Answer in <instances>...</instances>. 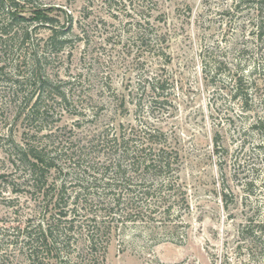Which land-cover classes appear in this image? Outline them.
I'll return each mask as SVG.
<instances>
[{
  "label": "rangeland",
  "instance_id": "374dc122",
  "mask_svg": "<svg viewBox=\"0 0 264 264\" xmlns=\"http://www.w3.org/2000/svg\"><path fill=\"white\" fill-rule=\"evenodd\" d=\"M1 4L0 264H35L23 229L43 221L52 189L102 195L108 138L147 125L180 154L177 234L128 224L83 264H264L240 231L264 225V1ZM154 77L165 91H150ZM32 145L54 164L41 189L21 161Z\"/></svg>",
  "mask_w": 264,
  "mask_h": 264
},
{
  "label": "trees",
  "instance_id": "16d2710c",
  "mask_svg": "<svg viewBox=\"0 0 264 264\" xmlns=\"http://www.w3.org/2000/svg\"><path fill=\"white\" fill-rule=\"evenodd\" d=\"M5 1L8 0H0V4H5ZM10 16L14 20L20 19L17 10H11ZM50 39L52 44H56L57 35L53 34ZM35 62L34 74L38 75L39 61L35 58ZM43 84L47 85L46 78ZM149 87L152 93L166 90L165 83L155 77L149 82ZM136 106L144 108L141 100ZM107 143L111 153L100 178L103 194L80 192L67 198L64 184L53 189L50 187L53 194L47 215L34 230L30 231L28 226L23 229L24 245L28 247L33 263L71 264L75 258L71 248L80 243H85L86 248L76 255L79 264H83V255L88 257V263L94 258L104 259L113 233L124 231L128 224L137 226L142 223L143 227L155 231L156 236L162 231H175L172 235L177 234L175 227L168 229L169 221L174 215L182 216L175 207L188 201L179 176L180 154L171 146L168 134L154 125H147L138 130L133 128L130 133L121 129L108 138ZM20 149L21 161L27 164L41 189L54 164L38 146ZM86 189L89 190L88 187ZM182 224L186 226L185 222ZM258 227L257 230L248 224L240 230L249 251L264 247V225ZM83 235L84 241H81ZM183 235L186 236L185 231ZM169 238L176 240L174 236Z\"/></svg>",
  "mask_w": 264,
  "mask_h": 264
}]
</instances>
